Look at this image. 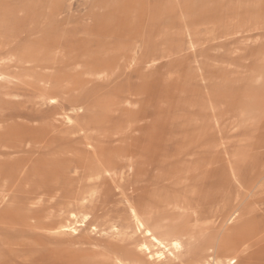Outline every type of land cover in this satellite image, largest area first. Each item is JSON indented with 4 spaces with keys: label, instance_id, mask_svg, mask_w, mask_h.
<instances>
[{
    "label": "rangeland",
    "instance_id": "374dc122",
    "mask_svg": "<svg viewBox=\"0 0 264 264\" xmlns=\"http://www.w3.org/2000/svg\"><path fill=\"white\" fill-rule=\"evenodd\" d=\"M236 244L264 264V0H0V264Z\"/></svg>",
    "mask_w": 264,
    "mask_h": 264
},
{
    "label": "bare ground",
    "instance_id": "6f19581e",
    "mask_svg": "<svg viewBox=\"0 0 264 264\" xmlns=\"http://www.w3.org/2000/svg\"><path fill=\"white\" fill-rule=\"evenodd\" d=\"M135 56V55H134ZM168 56V55H167ZM135 60V59H134ZM135 72V71H134ZM138 73V72H137ZM9 81V80H8ZM9 83V82H8ZM79 104V103H78ZM40 106V105H39ZM70 125V124H69ZM89 146V145H88ZM87 146V147H88ZM90 148V147H89ZM93 153V152H92ZM95 158V157H94ZM131 160V159H130ZM102 166V165H101ZM98 195H99V192L97 193ZM109 200V199H108ZM121 205V204H120ZM136 211V210H135ZM132 212V209H131V212H130V214H132V213H134V215H136V216H138L137 214H136V212ZM138 212V211H137ZM109 214V213H108ZM141 218V217H140ZM243 219V218H242ZM241 219V220H242ZM132 220V219H131ZM136 220H139V219H136ZM135 220V221H136ZM141 221H142V219H140ZM239 221H240V219H238ZM133 222H134V220H133ZM231 222V221H230ZM235 222V221H234ZM138 223V222H137ZM232 223V222H231ZM237 223V222H236ZM144 224V223H143ZM138 225H140V223L139 224H137V226ZM136 226V225H135ZM144 226H146V225H144ZM136 228H138L139 229V227H136ZM229 228V227H228ZM65 229V228H64ZM143 229V228H142ZM146 229V228H145ZM137 231V230H136ZM147 231V230H146ZM149 231V230H148ZM115 233V232H114ZM222 233V232H221ZM132 234V233H131ZM144 234V233H143ZM145 234H147V233H145ZM144 234V235H145ZM126 235V234H125ZM149 236V235H148ZM153 236V235H152ZM152 236H151V238H152ZM153 239V238H152ZM219 239V238H218ZM156 240V239H155ZM157 241V240H156ZM225 241L226 240H224L223 242H222V244H224L225 243ZM161 242V241H160ZM158 244V243H157ZM174 244V243H173ZM218 244V243H217ZM219 245V244H218ZM225 245V244H224ZM142 246H144V245H142ZM141 246V247H142ZM241 248H242V244H236V245H233V246H229L228 248L227 247H223L222 249H221V253H222V255L225 257V259L227 260V263L228 264H232L233 262H235V258H236V255H234L233 253H230V252H232L234 249H238V250H240L241 251ZM149 249V248H148ZM176 249V248H175ZM175 256V255H174ZM214 258V257H213ZM128 262V261H127ZM126 262V263H127ZM119 263V262H118ZM219 264V263H218Z\"/></svg>",
    "mask_w": 264,
    "mask_h": 264
}]
</instances>
